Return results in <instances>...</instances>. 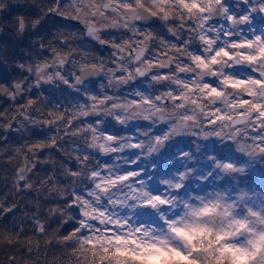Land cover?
Masks as SVG:
<instances>
[{
  "label": "snow or ice",
  "instance_id": "1",
  "mask_svg": "<svg viewBox=\"0 0 264 264\" xmlns=\"http://www.w3.org/2000/svg\"><path fill=\"white\" fill-rule=\"evenodd\" d=\"M103 2L91 0V4H87L86 0H53L46 11L51 14L53 8L59 10L71 6L73 12H83L85 22L90 24L97 22V10L102 16L115 17L113 23L118 27L107 30L118 31L122 26L124 34L119 42L106 41L105 46L112 48L115 54L110 53L111 60L104 68L112 69V77L118 79L130 74L133 68L140 71V64L146 62L150 68L144 79L152 76L161 78L159 85L151 90L143 89L140 95L123 93V97L131 99L136 105H145V118L140 123L147 127L134 129L135 134L129 133L125 140L116 141L108 130L107 120L104 121L105 126H100L97 124L99 117L74 119L66 109L53 107L44 111L42 94H37L35 99L29 94L35 89L32 83L34 74L49 72L50 68L45 67L47 62L61 55L56 44L47 46L41 40L36 45L40 53H51L50 58L34 56L30 60H10L0 51V67L17 68L28 73L8 85L0 84V96H5L9 102L7 108L0 110V125L7 126L0 128V163H20L10 173L5 168L3 171L7 175L0 177L9 181V194L15 200L18 194L29 192L30 188L26 185L34 181L37 166L44 165V157L51 152L43 157L41 154L55 149L63 156L64 142L71 138L73 155L62 163L67 167L68 179L73 186L65 189L66 196L57 199L61 201V209L66 206L71 212V219L62 223L73 225L63 239L67 241L73 235L86 236V240L80 241L82 254L77 257L78 260L82 257L86 264H264V247H261L264 233L250 239L247 247L225 242L251 229L247 217L237 219L228 215L232 205L225 204L219 196L203 207L191 210L194 218L226 217V221H220L218 228L212 221L197 222L194 219L188 230L174 229L186 241L185 250L125 238L116 227L119 223L116 208L144 200L150 192L143 179L144 169L140 159L155 150L150 138L155 134L156 126H171L181 135L189 131L235 135L242 142V150L256 149L264 153V80L260 72L245 74L254 77L255 85L244 86L242 82L228 79L218 71L220 64H231L237 57L249 62L264 58V0H153L152 5L142 0L151 19L147 22L136 19L131 23L125 13L135 11L136 0H113L112 7H100ZM6 7L4 0H0V11ZM30 15L34 13L30 12ZM130 27L135 30L128 31ZM24 30L25 21L20 18L16 21V31ZM125 40L130 45L127 48L129 56H134L138 48L147 46L134 64H130L127 57H121L118 48H113V44ZM5 47L0 43V49ZM256 67L259 69L260 65L256 64ZM207 72L212 75H204ZM76 75H79L78 71ZM169 77L176 83H170ZM92 84L95 85L94 79ZM242 87L243 91L237 95L236 90ZM162 93L170 94V98H164ZM92 95L95 97L92 103L103 101V105L107 106L115 102L104 99L105 95H113L109 89L103 93L97 90ZM22 99L24 103H20ZM84 102L88 103L87 96ZM97 107L101 105L97 104ZM153 107L159 112V118L153 114ZM28 120L40 122L41 127L47 122L53 136L22 139V143L15 144L10 139L11 134H16L20 125ZM197 124L199 127L193 126ZM85 125H91L97 133L96 148H86L79 143L80 139L91 140V130L80 131ZM101 132L104 136L99 135ZM124 143H130L132 147L123 148ZM231 159V156L224 157L228 162L225 168L230 165ZM65 161L74 162L75 167ZM82 169L92 174L86 185L77 179V173ZM240 199L243 201V195ZM13 210L4 200L0 202V218L14 214ZM49 211L57 215L54 207ZM260 211V218L264 219V208ZM236 216H242V213ZM33 223L39 233L46 231L45 224L39 219L33 218ZM22 231L18 227L12 233ZM136 231L139 232V229ZM57 232H60V227ZM193 240L197 243L193 244ZM130 244L133 247H129Z\"/></svg>",
  "mask_w": 264,
  "mask_h": 264
},
{
  "label": "clouds",
  "instance_id": "2",
  "mask_svg": "<svg viewBox=\"0 0 264 264\" xmlns=\"http://www.w3.org/2000/svg\"><path fill=\"white\" fill-rule=\"evenodd\" d=\"M12 2L19 3L34 13L27 17L25 30L40 32L41 35L29 40L30 45H37L44 39H46L45 45L47 46L58 41L55 44L61 55L49 60L45 65L51 71L35 73L32 81L35 89L42 93L41 99L45 103L55 109H66L72 113L74 119L77 117L80 119L99 117L97 124L100 126H105L104 121L107 120L108 128L110 126L109 132L113 133L112 139L116 141L125 140L129 133L135 134L134 129L147 127L140 123L145 118V105L142 103L136 105L131 99L123 97V93L127 92L131 95L135 92L140 95L143 89L151 90L159 85L161 78L152 76L144 79L150 68L146 62L140 64V71L133 68L130 74H125L118 79L112 77V69L104 68L111 60L110 53L115 54L110 48V53L105 52L104 55H100L101 52H104L106 41H118L124 34L122 26H119L117 31L119 36L107 31V29L118 27L113 23L115 17L102 16L97 10V22L90 24L85 22L83 12H73L71 6L62 7L59 10L53 8L52 13L48 14L46 9L52 6L53 0H12ZM86 3L91 4V0H86ZM152 4L153 0H147V5ZM112 5L113 0H104L100 7H112ZM125 15L128 16L130 23L136 19L143 22L151 19L142 0H136L135 11L127 12ZM18 18L24 19V17ZM256 27H259L258 23ZM134 30L131 27L128 29V31ZM24 31L17 32V36L22 39ZM0 32H3L2 27H0ZM97 45L100 47L97 48ZM146 47L145 45L138 48L134 56H129L127 48H130V45L126 40L113 44V48H118L121 57H127L130 64H134L136 59L143 55ZM256 64L260 65L259 69ZM94 65H99V67ZM226 68L227 71H225ZM77 71L79 75H76ZM218 71L228 79L242 82L244 86L255 85L254 77L245 74L260 72L261 78L264 80V58L249 62L237 57L231 64H220ZM204 75H212V73L207 72ZM93 79L95 80L94 86ZM169 82L176 83L171 77H169ZM105 89H109L113 95H105L104 99L115 102L107 106L103 105V101L92 103V100L95 99L92 93L97 90L103 93ZM117 89L120 91L117 92ZM241 91H243V87L236 90L237 95ZM43 92H47V95H43ZM161 95L166 99L170 98V94L162 93ZM85 96L88 97L87 104L84 102ZM97 104H100L101 107L98 108ZM43 110L47 111L48 109ZM153 114L159 118V112L155 107H153ZM109 117H111L110 120ZM193 126L199 127L198 124ZM6 127V125H0V128ZM34 129L42 133L43 138L53 136L47 122H44V126L41 127V123L36 120H28L21 124L16 135L19 138L30 139L33 137ZM86 129L91 130V140L80 139L79 143L86 148H96L97 133L95 129L91 125H85L80 131L84 132ZM99 135L104 136V133L101 132ZM55 138L59 139V136ZM150 139L155 145V150L151 155L140 159V164L144 169L143 179L150 192L144 200L116 208L118 213L116 219L119 221L116 227L121 235L147 244L185 250L186 241L177 235L174 229L188 230L194 219L197 222L212 221L216 228L219 227L222 219L226 221V217L194 218L191 215L193 208L203 207L205 203L214 200L217 196L221 197L225 204L232 205L228 213L229 216L237 219L247 217L251 229L242 231L225 241L226 243L247 247L250 239L264 233V219L260 218V210L264 208V185L253 190L251 183V176L254 172L264 173V153L256 149L244 151L241 149L242 142L237 140L235 135L217 134L212 131L206 133L189 131L181 135L180 131L172 130L171 126L158 125L155 128V134ZM105 143H108L107 139H105ZM122 147L130 149L132 145L124 143ZM72 155L70 138L69 145L64 149L63 157L67 159ZM101 155L104 154L101 153ZM128 155L131 156L132 153L129 152ZM226 156L232 157L227 168H225V164L228 162L224 160ZM178 161L187 163L178 168ZM42 163L50 166L51 171L47 177L40 180L38 185L35 184V181L26 185L30 191L21 195L25 198V203L34 207L36 211L30 214L31 210L25 209L21 205L18 210L21 219H31L33 223V217H39L42 214V209L43 214L51 218L53 215L49 209L53 207H44V205L51 199H56L57 203L54 208L57 212L60 229L67 231L65 226L72 229L71 223H62L63 220L71 219V212L66 206L61 209L59 206L61 201L57 199L66 196L65 189L73 186L68 179L67 167L52 153L46 155ZM188 164L192 166L189 167ZM91 175L90 171L82 169L80 173H77V179L81 181L82 185H86L91 179ZM54 176L56 179H53ZM29 193L34 194L36 199H33ZM242 195L243 201L240 199ZM41 197L43 200L40 199ZM250 201H258V203H250ZM0 202H3L2 198H0ZM19 203L20 198L17 197L16 203L9 204L15 209ZM237 213H242V216H236ZM42 223L45 224L48 221ZM36 227L38 228V226ZM137 229L139 232L136 231ZM64 235V232L61 231L57 237V232L53 231L45 241L48 243L52 238H58L63 249L56 255L49 256L41 251L35 235L24 238L21 237L20 232L13 234L9 230L7 233H2L0 234V264H86V262L77 259L82 254L80 241L86 240V236L73 235L65 241ZM196 243L194 240L193 244ZM129 247H133V245L130 244ZM21 248L24 249L23 252L20 251Z\"/></svg>",
  "mask_w": 264,
  "mask_h": 264
},
{
  "label": "trees",
  "instance_id": "3",
  "mask_svg": "<svg viewBox=\"0 0 264 264\" xmlns=\"http://www.w3.org/2000/svg\"><path fill=\"white\" fill-rule=\"evenodd\" d=\"M18 6H21V4H18ZM23 7V6H21ZM25 10V16H27V12L29 11L28 8L23 7ZM11 38L10 35L8 37H6L5 39V48H8V51H12V46H11ZM2 51V50H1ZM5 55H8L6 53V51H3ZM9 57V56H8ZM41 58H43V56H41ZM10 60H12V54L11 57H9ZM15 59H24V60H30L29 57L23 53L21 51V49L18 47L16 50V53L14 54V60ZM28 75L27 72H21L19 69L17 68H8V67H0V84H4V85H8L11 82L15 81L18 78H21L22 76H26ZM37 94H42L40 91L38 90H33V92L31 93L30 98L35 99ZM43 95H47V93L43 92ZM20 103H24V100L22 99L20 101ZM9 106V102L7 100V98L5 96H0V110H3L4 108H7ZM48 107H50L49 104L45 103L44 105V109H48ZM54 132V129L52 130ZM43 135L42 133H40L37 130H33V137L30 139H42ZM10 139L12 142H14L15 144H20L22 143V139H27V138H19L16 134H11ZM70 140V138H69ZM69 143V141H65L63 146H67ZM51 152L52 154L55 155V157L61 161H63L65 158L59 153L57 152L55 149H51V150H46L45 153H42V157L47 153V152ZM20 160L22 161V157L20 158ZM68 162V161H65ZM71 164L72 167H75L74 162H68ZM14 166H20V163L17 162L14 165L13 164H4V163H0V177H2L3 175H7V173H4V169L7 168L8 172L10 173L12 171V168ZM37 174L35 175V184H39L41 177H47L48 173L51 171L50 166L48 165H38L37 166ZM51 183V182H50ZM30 195H32L33 199H36V197L34 196V194L29 193ZM17 197L20 198V203L18 204V206L13 210V213L15 214H6V216L4 218H0V231H2L3 233H7V230L13 231V230H17V228H22L23 231L20 232L21 237L27 238V237H31L33 235H35L36 241L37 243L40 245L41 251L45 254V255H56L57 253L63 251V249L61 248V245L59 243L58 238H52L50 241H48V243H45L46 240H48V237L51 236V233L53 231L57 232V229L59 227V221L57 219V215H53L51 218L47 217L46 214H43V209L41 210V215L39 217H33V218H37L39 219L41 222L44 221H48V223H45V227H46V231L41 234L39 232L36 231L32 220L31 219H21V214L18 212V210L20 209L21 205L24 206L25 209H30V214L31 212H35L36 209L28 204L25 203V198L21 195L18 194ZM16 197V198H17ZM0 198H2L4 200V203L7 205L9 203H16V199L14 200L11 195L9 194V181L0 178ZM41 200H43V197L40 198ZM57 203L56 199H51L47 204L44 205V207H49L52 206L54 207ZM67 228V231H71V228H68L67 226H65ZM64 232V234H67V231H65V229H60V232ZM57 232V237H59V234ZM194 241V240H193ZM71 247V246H69ZM21 252L24 251L23 248L20 249ZM82 257H80V260L82 261ZM244 264V262H243Z\"/></svg>",
  "mask_w": 264,
  "mask_h": 264
},
{
  "label": "flooded vegetation",
  "instance_id": "4",
  "mask_svg": "<svg viewBox=\"0 0 264 264\" xmlns=\"http://www.w3.org/2000/svg\"><path fill=\"white\" fill-rule=\"evenodd\" d=\"M5 4L7 7L0 11V27L3 28V32H0V43L5 45V39L10 35L11 38V46L13 52L8 51V48L0 49V51H6L8 54L7 56L11 57L12 54V60H14V54L16 53L17 48L19 47L23 53H25L29 59H32L34 56H43V57H51V53L49 52H44L40 53L36 45H30L29 40L34 39L37 36H40V32H28L27 30L24 31V37L21 39L17 36V31H16V21L19 19L18 17H21V15L24 17V21H26L27 17L30 15V10L27 12V16H25V9L21 6H18L19 3H13L12 0H4ZM109 32H112L114 34H117L119 36V33L117 30H107ZM44 43H46V39L42 40ZM119 42V40H118ZM54 43H58V41H54ZM100 46L97 45V48ZM105 52L110 53L111 49L107 48L105 46L104 52H101L100 55H104ZM51 71V69H49ZM71 79V77H69ZM37 90V89H33ZM47 93V92H45ZM31 95V93L29 94ZM110 130V126L108 128ZM184 163H187L186 161L181 163L177 162V167H182ZM191 164H188L190 166ZM264 179V176H263Z\"/></svg>",
  "mask_w": 264,
  "mask_h": 264
},
{
  "label": "rangeland",
  "instance_id": "5",
  "mask_svg": "<svg viewBox=\"0 0 264 264\" xmlns=\"http://www.w3.org/2000/svg\"><path fill=\"white\" fill-rule=\"evenodd\" d=\"M227 157V156H226ZM190 165L189 167H191ZM203 167V165H202ZM264 173H261L259 171L254 172L251 176V183H252V188L255 190L256 187H259L261 185H264V179H263ZM227 190V189H226ZM255 202L258 203V201H250V203ZM261 247H264V243L261 244ZM243 264V262H242Z\"/></svg>",
  "mask_w": 264,
  "mask_h": 264
}]
</instances>
